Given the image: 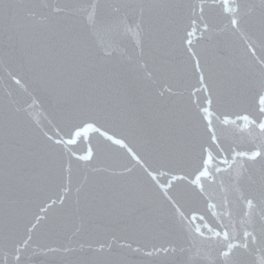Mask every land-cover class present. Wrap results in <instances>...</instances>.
<instances>
[{
	"label": "snow or ice",
	"instance_id": "1",
	"mask_svg": "<svg viewBox=\"0 0 264 264\" xmlns=\"http://www.w3.org/2000/svg\"><path fill=\"white\" fill-rule=\"evenodd\" d=\"M0 264H264V0H0Z\"/></svg>",
	"mask_w": 264,
	"mask_h": 264
},
{
	"label": "water",
	"instance_id": "2",
	"mask_svg": "<svg viewBox=\"0 0 264 264\" xmlns=\"http://www.w3.org/2000/svg\"><path fill=\"white\" fill-rule=\"evenodd\" d=\"M47 115V113L44 111V109L43 108H41V107H37L36 109H35V111L33 112V118L35 119V120H38V121H41V122H46L45 121V116ZM95 142V140L93 139V143ZM78 147V150L80 149V148H82L83 150H87V147H88V144L87 143H82V144H80V145H78L77 146Z\"/></svg>",
	"mask_w": 264,
	"mask_h": 264
}]
</instances>
